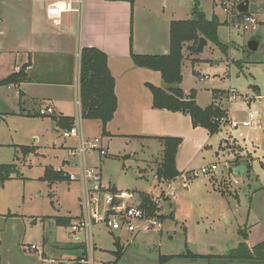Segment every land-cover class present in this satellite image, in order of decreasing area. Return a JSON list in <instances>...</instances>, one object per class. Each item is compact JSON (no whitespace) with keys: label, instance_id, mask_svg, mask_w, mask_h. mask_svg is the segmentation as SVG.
Returning <instances> with one entry per match:
<instances>
[{"label":"rangeland","instance_id":"1","mask_svg":"<svg viewBox=\"0 0 264 264\" xmlns=\"http://www.w3.org/2000/svg\"><path fill=\"white\" fill-rule=\"evenodd\" d=\"M167 1L166 11L169 15L175 13L174 20L193 18L197 2L199 10L208 19L217 18L221 22L218 36L226 44V52L209 41L195 53L188 49L192 43H186L180 83L186 96L192 91L195 93L199 106L206 108L214 100L215 105L228 110L230 119L228 123L222 120L218 132L211 134L208 131L207 139L197 144L192 130H184L178 169L184 173L213 164L217 169L193 177L188 188L178 185L176 196L163 203L165 218L160 231L136 236L122 233L119 240L117 235L99 225L97 229L102 232V237L94 238L93 264H207L185 255H225L249 235L252 241L263 239L264 193L260 189L264 186V7L255 14L263 23L243 31L239 26L244 13L237 20L232 19L237 12L235 0ZM15 5L14 0H0V13L6 10L4 16L8 17L0 21V80L13 71V54L9 46L26 31V25H14L15 19H11L9 11ZM229 13L231 17H228ZM22 30L23 34H17ZM254 35H260L261 41L258 49L252 51L248 41ZM255 84L261 87L262 99L256 97L259 93L253 89ZM27 87L39 88L33 84L20 88L25 91ZM168 87L165 88L168 90ZM20 88L0 84V163H14L17 170L0 187V264H79L82 251L75 248L79 244L76 238L84 241V235L71 239V227L58 223L57 219H74L81 212L78 198L81 185L69 179L50 183L45 177L48 167L60 168L63 160L72 156L54 116L20 113L21 108L26 107ZM229 91L236 92V100H229ZM246 97L253 99H248V103ZM68 105L67 113L76 117L75 99ZM46 106H53L55 114L60 113L57 105L42 102L41 107ZM250 112L257 113L259 127H232L231 119L247 120ZM79 122L86 135L101 138L106 148V155L96 149L87 153L88 166L100 169L106 188L128 190L137 197L141 193L157 196L169 190V186L154 174V164L161 161L163 154L157 139L141 142L109 137L102 134L100 121H80L76 117L77 127ZM226 139L233 151L245 150L244 161L236 163L237 154L227 153L222 147ZM229 140L240 143L245 149ZM67 141L68 145L77 144L76 138ZM23 151L37 154L28 156ZM242 162L246 170L236 172L235 165ZM69 171L78 173V168ZM9 213L15 216H9ZM33 245L38 249H33ZM119 248L124 249L120 259L116 254ZM166 255L174 257L161 262L162 256Z\"/></svg>","mask_w":264,"mask_h":264},{"label":"crops","instance_id":"2","mask_svg":"<svg viewBox=\"0 0 264 264\" xmlns=\"http://www.w3.org/2000/svg\"><path fill=\"white\" fill-rule=\"evenodd\" d=\"M14 1L16 2L15 8L9 11L13 17L11 19H15L14 25H26V31L25 35L16 37L15 44L9 46L13 54V71L6 77L15 72L17 67L24 66L27 80L8 85V87L20 88L28 84L39 87L35 90L27 87L25 91L20 88V94L24 96L26 105L21 108V114L29 116L40 114L39 109L42 102L49 101L54 106L57 105V110H60L59 114H55V107L52 106L54 114L51 115L74 117L67 112H69L68 104L75 99V105H77V100L80 97L81 51L83 47H95L107 54L108 65L115 78L118 107L114 118L107 124V130L111 134L109 137L118 136L137 139L141 142L157 139L161 143L162 151L163 144L159 137L177 136L182 139L181 136L186 134L183 133L184 130L189 131V128L192 130L191 135L196 144L207 139L208 130L194 127L189 115L153 106V94L147 83L163 88L167 85L161 72L138 67L131 57V51L136 54H165L166 51L169 52L170 25L176 16L174 12H170L169 15L166 11L169 1L135 0L131 5L129 2L121 0H82L81 12L64 13L59 23L48 18L46 10L49 4L62 0ZM251 2L264 4V0H251ZM5 11L3 14L0 13V21L8 19L7 16H4ZM231 16L232 14L228 17ZM22 32L23 30L18 31L17 34H23ZM253 89L259 95L261 94L259 84H255ZM76 109V117H80V121L89 120L81 117L80 107L76 106ZM225 110L227 111V121L225 122L228 123L230 117L228 110ZM55 121L57 122L56 118ZM58 127L60 130H65ZM82 131L84 133L83 129ZM84 135L93 138L85 133ZM64 139V144L72 158L63 160V166L60 168H53L70 174L73 172H70L69 169H77L79 164L77 156H73L71 153L77 144L68 145V138ZM227 141L226 139L222 144L227 153L235 152L237 154L234 160L236 163L239 160L244 161L245 150L240 153L238 150L233 151V147L226 144ZM229 141L230 143L235 142ZM236 144L245 149L240 143ZM62 147L65 148L64 145ZM180 147L181 144L177 152V169ZM35 154L37 153L33 151L28 156ZM161 161L154 164V174L157 164ZM242 165L244 162L235 166L238 168ZM67 166L70 168L67 169ZM260 192L264 193V186L261 187ZM81 195L78 197L80 207ZM8 215L13 214L9 213ZM80 215L81 212L72 219L71 223ZM262 225L264 227V222ZM70 238L75 239L72 237V232ZM261 238L263 239L252 241L251 235H249L241 243H247L252 247L264 240V233ZM76 241L82 244L79 240Z\"/></svg>","mask_w":264,"mask_h":264},{"label":"trees","instance_id":"3","mask_svg":"<svg viewBox=\"0 0 264 264\" xmlns=\"http://www.w3.org/2000/svg\"><path fill=\"white\" fill-rule=\"evenodd\" d=\"M127 1L131 5L135 0ZM239 0H235L234 7ZM236 14V13H234ZM193 18L184 20H173L170 25V47L168 54H136L131 51V57L134 64L138 67H144L161 72L167 88L159 87L147 83L153 94V106L158 109H167L170 111L181 112L189 115L194 127L206 128L211 134H215L220 129V124L224 118H227V111L222 107L212 104L202 108L196 101L195 93L192 91L188 96L180 87L182 81V66L185 44L191 42L188 49L198 53L200 37H205L208 41L215 43L223 52H226L227 46L219 40L218 28L221 22L217 18L208 19L206 15L199 10L196 2L193 8ZM240 17V16H239ZM27 80L25 67L22 66L19 71L0 81V84H17ZM80 101L81 115L83 119L98 120L101 123L102 134L110 136L107 130V124L114 118L118 107V98L115 90V78L108 65V56L102 50L95 47H83L80 57ZM53 116V115H51ZM57 124L63 129H70L75 124V117L54 116ZM163 144V159L157 164L155 176L158 180H171L181 174L177 169V152L182 139L177 136L159 137ZM23 146L22 148H25ZM24 154L30 152L23 151ZM14 163H0V187L4 182L13 177L16 172ZM46 179L50 183L70 180L69 174L63 170H55L48 167L46 170ZM115 189V188H113ZM142 206L154 210L151 195L141 193ZM163 219L165 216L163 215ZM58 223L70 225L72 218L59 217ZM245 237H247L245 235ZM1 247V240H0ZM82 251V256L86 255L84 244L79 243L75 246ZM124 249L119 248L116 252L118 259L123 255ZM195 261H207L213 264H264V240L254 246L247 243H241L234 249H231L225 255L213 254H188ZM174 256H162L161 262H167ZM80 259V258H78ZM1 262V248H0Z\"/></svg>","mask_w":264,"mask_h":264},{"label":"built area","instance_id":"4","mask_svg":"<svg viewBox=\"0 0 264 264\" xmlns=\"http://www.w3.org/2000/svg\"><path fill=\"white\" fill-rule=\"evenodd\" d=\"M82 4V0L56 1L49 4L46 14L55 23H59L64 13H80ZM224 7L226 10H229V6L226 4H224ZM255 14L244 13L240 17L242 22L239 27L243 31L255 29L258 23H263L256 18ZM19 70L20 67H17L16 71ZM204 78L208 79L209 77L204 76ZM237 97L235 91H229V100H236ZM256 97L262 99L261 95ZM251 98L246 97L245 101L248 102V99ZM77 106L81 108L80 97L77 100ZM39 113L43 116L51 115L54 114V108L52 106L41 107ZM78 118L80 120V117ZM223 120L225 122L227 119L224 118ZM231 125L235 129L242 126H260L256 112H250L247 120L238 121L232 119ZM62 136L64 138L73 137L77 139V145L71 153L73 156L79 157L78 173H70L69 177L71 180L80 182L82 191L81 215L70 225L73 238L80 234L84 235V241L78 237L76 238L86 248V255L79 259V264H93L94 238L102 237V232L97 229L99 225H103L112 234L117 235L116 238L119 240L122 233L136 236L140 233L160 231L164 220L162 218L164 215L162 209L163 203L170 201L172 196H176L178 185L181 184L182 188H188L189 182L193 177H199L217 169V165L213 164L210 167L186 171L171 180H160L169 186V190L163 191L162 194L157 196L151 195L152 204L154 205V210H151L148 207L142 206L140 196L137 197L136 194L128 190L104 187L100 169L88 166V152L96 149L101 155H106L107 153L101 138L86 137L81 129V122L78 123V127L75 123L70 129L64 130ZM32 247L33 249H38L37 245H33Z\"/></svg>","mask_w":264,"mask_h":264},{"label":"water","instance_id":"5","mask_svg":"<svg viewBox=\"0 0 264 264\" xmlns=\"http://www.w3.org/2000/svg\"><path fill=\"white\" fill-rule=\"evenodd\" d=\"M264 7V4H257L255 2H251V0H241L237 5H236V14L232 16L233 20H237L239 16L242 13H257L261 8ZM261 41V36L260 35H254L252 36L249 41H248V48L252 51H255L258 49L259 44ZM208 44V40L205 37H200L199 40V45L198 49L202 50L204 46ZM168 51L165 52L167 54ZM245 170V166H239L236 168V172H242Z\"/></svg>","mask_w":264,"mask_h":264},{"label":"flooded vegetation","instance_id":"6","mask_svg":"<svg viewBox=\"0 0 264 264\" xmlns=\"http://www.w3.org/2000/svg\"><path fill=\"white\" fill-rule=\"evenodd\" d=\"M203 262H205V261H203ZM207 262V261H206ZM207 264H208V262H207Z\"/></svg>","mask_w":264,"mask_h":264}]
</instances>
